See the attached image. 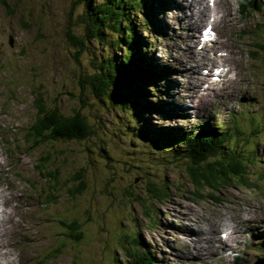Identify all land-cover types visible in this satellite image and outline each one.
<instances>
[{
  "label": "rangeland",
  "instance_id": "1",
  "mask_svg": "<svg viewBox=\"0 0 264 264\" xmlns=\"http://www.w3.org/2000/svg\"><path fill=\"white\" fill-rule=\"evenodd\" d=\"M144 1L152 9L150 24L141 26L137 13L130 17L143 54L161 75L146 81L149 101L163 108L135 117L113 107L109 97L95 96L83 78L95 73L94 59L115 48L106 41L113 35H105V44L86 40L80 0H0V190L13 192L15 208L24 201L29 209L15 216L27 227L15 236L18 247L31 236L39 242L33 260L16 264H114L116 258L133 264L122 245L136 235L153 264H233L236 253L244 264L264 258V0L252 6L250 0H217L196 30L187 19L189 0ZM214 16L215 41L201 46L200 30ZM71 35L83 41L81 54ZM206 65L229 67V73L209 83ZM38 96L63 115L82 111L94 134L86 141L33 144L29 128ZM136 123L182 135L200 125L237 127L233 138L250 136L239 149L254 157L263 179L250 189L226 185L205 199L190 181L189 161L137 137ZM54 175L59 184L48 180ZM155 193L162 200L153 199ZM61 219H77L82 240L73 242ZM225 221L232 230L219 227ZM193 231L208 234L210 246L194 239Z\"/></svg>",
  "mask_w": 264,
  "mask_h": 264
},
{
  "label": "trees",
  "instance_id": "2",
  "mask_svg": "<svg viewBox=\"0 0 264 264\" xmlns=\"http://www.w3.org/2000/svg\"><path fill=\"white\" fill-rule=\"evenodd\" d=\"M80 1L83 4L80 20L84 26L86 40L88 42H90L89 40H98L105 44V35L114 36V38H106V41L109 47L115 48V52L112 54L105 49L106 52L101 54L98 60L94 59L92 62L95 73L83 77L91 92L98 98L102 95L109 97L113 107L125 109L135 117H139L146 110H162V106L149 101L152 91L146 87V81H152L161 75L143 54L141 49L143 42L130 17V13L142 15L141 26H148L152 11L149 4L144 0H101V4L96 0ZM253 3V0H250L246 4L252 6ZM240 6L243 9L247 7L243 4ZM122 23L124 26L121 25ZM69 39L80 48L84 47V44L81 43L83 41L78 42L79 40L74 35H71ZM82 50L83 48L77 54H81ZM118 51L120 55H117ZM166 70L164 69V71ZM154 84L156 85V83ZM121 87L123 90L120 89ZM117 88L121 91H118ZM158 90L164 92L162 89ZM36 102V118L29 128L33 144L38 146L43 142L86 141L94 134L87 116L82 111L77 110L72 115L66 116L56 108L47 109L39 96L36 98ZM135 127L137 130L134 131V134L137 137L148 141V143L151 142L153 147L166 145L171 148H167V151H174L175 155L185 157L189 161L187 172L190 181L196 189V194L200 191L206 193L205 199L216 198L214 194L226 185L237 183L240 187L250 189L256 186L260 179H263V174L256 168L254 157L246 156L240 152L239 144H246L251 139L250 136L244 139L233 138L238 134L231 130L234 128L238 130L237 127L232 126V128L223 131L200 125L196 131L189 135L173 134L172 131H150L144 125H137V123ZM261 130L257 128L255 132ZM175 135L176 137H174ZM47 177L51 182L59 184L55 175ZM77 177L79 180V176ZM252 177L256 180L253 181ZM80 185V187H84L82 180ZM82 190L83 188L77 189L78 193H81ZM159 193H155L153 199L162 200ZM60 221H63L64 225L72 232L69 235H71L70 238H73V242L82 240L83 234L77 232L80 229L77 219H72L69 222L63 219ZM137 236L132 238L133 242H126L128 246L122 245L124 255L129 262L133 261V264H153L155 262L153 256L144 249V243ZM241 257L236 254L234 256L236 263L233 264H244ZM114 264H120L117 258L114 259Z\"/></svg>",
  "mask_w": 264,
  "mask_h": 264
},
{
  "label": "bare ground",
  "instance_id": "3",
  "mask_svg": "<svg viewBox=\"0 0 264 264\" xmlns=\"http://www.w3.org/2000/svg\"><path fill=\"white\" fill-rule=\"evenodd\" d=\"M166 1V0H165ZM168 4V3H167ZM185 7L188 9L189 14H188V21L190 22L189 27L191 26V28L193 27L194 30H196V26L197 23H203L204 21H208L209 17H211L210 13V6L208 7L206 4V0H189ZM217 4V3H216ZM231 4V3H230ZM226 7V6H225ZM229 8V7H228ZM226 11V10H225ZM224 12V11H223ZM184 17V16H183ZM231 17V16H230ZM186 19V20H187ZM228 20V19H227ZM226 21V20H225ZM229 21V20H228ZM225 23V22H224ZM226 24V23H225ZM196 35L192 34L190 36V38H195ZM195 40V39H194ZM196 41V40H195ZM190 53H194L193 49H190ZM144 59V58H143ZM205 69V68H204ZM235 82V81H234ZM193 104V103H192ZM24 130V129H23ZM7 151V150H6ZM5 151V152H6ZM12 151V150H11ZM3 152L0 151V154H2ZM8 155V154H7ZM10 155V154H9ZM4 160V159H3ZM1 167V166H0ZM25 168V167H24ZM4 172V171H3ZM7 173V172H6ZM5 173V174H6ZM4 174V175H5ZM3 175V176H4ZM28 176V175H27ZM6 179V178H5ZM9 180V178H8ZM2 181V180H1ZM4 181V180H3ZM6 183V182H5ZM12 186L14 189L18 190V188H16L15 186V182H11ZM20 183V182H19ZM1 184V183H0ZM7 184V183H6ZM11 186V187H12ZM2 189V188H1ZM15 191V190H13ZM31 197V196H30ZM39 199V198H37ZM32 200V199H31ZM13 201H14V194L12 191L7 190V189H2L0 190V264H16L17 262H22L23 260H27V262L29 260H33V256L30 255L31 252L35 253L37 250H39L38 248V239L33 237V236H29V239L24 241V244H20L19 243V247L17 245L18 241L16 242V239L19 235L22 236V234L24 233L22 230H24L23 225L20 223V220H16L15 216L16 213H18V211H20L21 209L23 210V213H27L29 211V209L24 208L23 206L25 205L24 201H21V205L19 206L18 204H16V206L18 205V208H15V205H13ZM36 201V200H35ZM39 201V200H38ZM34 202V201H32ZM40 202V201H39ZM45 207V206H43ZM38 210V209H37ZM36 210V211H37ZM34 211V209H33ZM33 213V212H32ZM31 213V215H32ZM36 216V215H34ZM259 216V215H258ZM32 218V217H31ZM34 218V217H33ZM36 219V218H35ZM33 220V219H32ZM31 220V221H32ZM240 220V219H239ZM30 221V220H29ZM35 221V220H34ZM212 221V220H211ZM214 221V220H213ZM243 221L245 223H247V225L251 224V218L249 216H243ZM24 222V221H23ZM38 222V221H37ZM256 222V221H255ZM25 223V222H24ZM27 223V222H26ZM43 223V222H42ZM32 224V223H31ZM30 224V225H31ZM38 224V223H35ZM217 224V223H216ZM27 226V225H26ZM60 226V225H59ZM212 226V225H211ZM62 227V226H60ZM219 227H227V230H232V226H229L227 221H225L224 223L220 224ZM217 227V228H219ZM27 228V227H25ZM34 228V227H33ZM214 228V227H213ZM212 229V228H211ZM26 230V229H25ZM217 232V231H216ZM261 232V231H259ZM259 234V233H258ZM16 235H18L17 237H15ZM192 236H194V239H197L198 242H202V246H206V244H208L210 246V241H211V237L203 232H195L193 231ZM212 236V234H211ZM216 237V235H215ZM216 239V238H214ZM216 241V240H215ZM214 241V242H215ZM220 241V240H219ZM217 241V243L219 242ZM21 242V241H20ZM35 242H37L35 244ZM41 242V241H40ZM221 243V242H220ZM225 246V243H222ZM213 245V244H212ZM42 248V247H40ZM202 248V247H201ZM211 248H213L211 246ZM214 250H218V248H213ZM208 251L210 252L211 249L205 250V252ZM194 262V261H193ZM32 263V262H30ZM198 263V262H197ZM196 262H194V264H197Z\"/></svg>",
  "mask_w": 264,
  "mask_h": 264
},
{
  "label": "water",
  "instance_id": "4",
  "mask_svg": "<svg viewBox=\"0 0 264 264\" xmlns=\"http://www.w3.org/2000/svg\"><path fill=\"white\" fill-rule=\"evenodd\" d=\"M264 258H259L255 264H263Z\"/></svg>",
  "mask_w": 264,
  "mask_h": 264
}]
</instances>
